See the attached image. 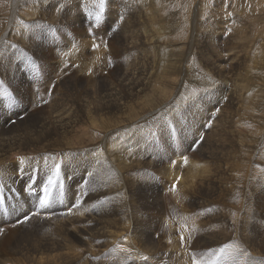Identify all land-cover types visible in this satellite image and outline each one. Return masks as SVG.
I'll use <instances>...</instances> for the list:
<instances>
[{
    "label": "rangeland",
    "instance_id": "374dc122",
    "mask_svg": "<svg viewBox=\"0 0 264 264\" xmlns=\"http://www.w3.org/2000/svg\"><path fill=\"white\" fill-rule=\"evenodd\" d=\"M21 1L25 7H27V5L29 7L27 9H20L18 15L21 16L16 17L13 20V22L10 24V28L8 31L9 33L6 34L9 36H7V38L4 39L5 41L3 40V42L0 43V48H2L0 50L4 52L6 55L10 56L11 57L10 60L12 62L11 65L12 75L6 77L3 75L2 72L0 73V90L4 91L3 95L0 96V100L2 101L4 106L0 107V110L8 109V108H12V109L17 108L20 110L23 109L24 111L22 116L16 113L11 114L10 113L11 111L8 110L7 111L4 110L6 111V113L0 114V126L2 125L0 127V131H1L0 136L1 139L5 137V140L6 141L8 140L7 142H5V144L6 143L9 144L13 140L11 138L13 130H15L20 126L28 125V123L26 124L24 123L25 118L34 117L35 113H37L38 111L46 110V108H48L50 105L56 102V101L54 102L53 100V96L55 92L58 93V97H59L60 95L63 96V94H66L69 91L70 93L64 97L66 99L65 101H68L70 94L76 96L75 94L76 92H78L81 89L84 90L89 85L95 83V81H92L91 77L99 76L98 80L101 81V84H106L107 83L106 79L100 76L103 75L107 79H109L110 84H113V82L118 83V88L120 87L121 84H125L126 86L128 85L129 81H133V82L136 80L141 81L142 78L146 77L145 74L146 72L144 70L143 62H140L141 60L140 58H138L141 52L140 53L137 52L139 47L142 46V42L140 41V44L138 45L137 48L132 49L133 52L129 56L130 58L128 57L126 60H125L126 53L130 49V46H126V47L123 46L124 48L123 47L118 48L120 46V44H118L120 29L122 27L129 28L131 21V17L129 16L126 2L124 3L120 0V2L117 3L116 2L117 0H104L102 6L101 0H77L76 4H73V0H46L47 2L45 0L43 1L40 0L39 2L38 0L35 1L21 0ZM33 1L36 3H34ZM200 1L202 4L200 8L201 11L200 9H197ZM8 2L9 0H0V6L1 5L4 6V7L3 6L0 7V11L3 10L1 11L2 14L6 13ZM28 2L29 4H27ZM30 2L33 4H31ZM34 5H38L39 7H41L42 5L49 6V10H51L53 7L52 10H54L56 14L60 13L70 18L72 17L71 19L73 20V23H67L66 26V23L52 20L51 17L49 18L50 20L47 19L46 16L44 19L42 16L40 17L37 14V12H39L38 11L39 7L33 8ZM56 7L57 8L62 7L63 11L57 13V10H55ZM207 7L209 8V10ZM195 10H199L197 12L198 18L194 17ZM169 13L172 14L174 13L177 14V16L178 15L179 16L177 17L175 33L173 35H168V33H166L161 36V40L165 44V46L168 47L169 44H171L173 49V55L172 56L168 55L166 57L167 62L175 63L177 66V71H179L182 67V64L177 63V61L183 63L185 62L184 61L185 59H188L192 64V67L194 68V72L197 73V75L200 77L203 74V81L205 80L207 82L213 81L214 84L211 83L209 85H204V86L196 85V86H190L188 89L187 88L183 89L180 87L181 76L179 74H163V73L158 74L159 75L158 77H154L152 79V83L154 86H164L168 89L167 94L169 96V99L166 102L169 103L170 101V104L176 102L181 105L183 102H185L184 100L188 101V99H185L186 97H181V94L175 97L174 88H179L184 91H187L188 95L190 96L196 94L195 96L196 98L194 99V105L190 108L192 112L188 114L186 113L185 118L182 119V122L189 124V122L186 121L188 118L200 119L202 120V122H205L206 121L205 117H207L213 123L212 125L213 132L211 133L214 134L216 128L219 127L218 125H216L215 120L221 119V117L216 119V116L218 115L217 113H220L222 115V112L224 110L226 111L224 112V114L225 113L228 114V110H229V114H230L229 119H230L232 115V111L233 110H235L234 112L237 111L238 104L233 105L236 108L233 106L229 107V105H231V101L233 100L232 99L233 94L234 96L236 95L235 91L237 89L231 88L232 92L230 95H229L230 91L226 92L223 95L220 92H218V86L224 85V82L220 81V79L222 78H220L217 73L208 71L207 67L200 62L199 55L197 53L194 54V52L196 51V49H198V47L195 41L193 40L196 38L199 39L201 36H203L206 33L205 31H201L199 33L197 28L198 29H202L205 27L210 28L209 32H207L208 33L207 36L209 41L212 43L215 51L214 49L208 47L205 42L201 46V49L206 57H208L207 53L209 54V56L213 54V56L211 57L212 62L220 64V66L224 69L225 73L228 74L229 77H230V73L231 75H233L237 72L236 66H238L239 64L235 60L236 58H235L234 50L237 49V46L239 45L240 47L238 46V49L240 48V50H243L242 56L245 57L243 58V61L240 63V65H242L240 69L241 71L240 76L243 77L242 79H245L246 82H251L254 79L253 83L254 85H256L258 82H256L255 75L261 73L260 72L261 70H264V0H166V7L165 10L163 11V14H166L167 16L169 15ZM198 14L201 15V18L200 15ZM97 16H99V19L96 18ZM1 18L2 17L0 15V20ZM198 19L200 22L196 28ZM3 21L5 20L3 19ZM214 21H216L217 23ZM220 23L222 26L220 25ZM19 27L21 28V30ZM71 43L73 45H70ZM94 45L96 46L94 47ZM75 46L76 47L78 46V48H76ZM82 54L83 57H81ZM262 56H263V60L261 62L262 66L254 65L255 62L257 63L262 59ZM96 57L99 59H97ZM104 59H105V66L104 68H102ZM93 62H96L97 65L93 66ZM125 62L128 63L130 62L132 64L131 65L132 67L134 65L133 69L130 72H127V74L119 71V69L123 66ZM190 63L186 61L185 67L186 64L190 65ZM233 65L235 67H233ZM16 81H19L20 84H22V86L25 88L27 92L26 96L19 93L20 84H17ZM253 87L254 86H252V88ZM252 88L251 86L249 87L247 86V94L251 92L250 94H248L250 96H253L254 93L255 94L257 93L255 87L253 88V90ZM208 90L211 92L210 95H206L207 94L206 91ZM248 95H246V97ZM173 97H175L178 100L175 101ZM228 101L229 104L227 107ZM245 101L246 100L244 99V102ZM170 104L165 105V106L168 105L167 106L168 110L166 114H169ZM74 106H78V103L76 102ZM65 108L68 109L67 107ZM240 110H242V108ZM243 110H242L243 117H247L248 114L252 113L250 108L248 109L243 108ZM6 114L12 115V118L9 121L8 119L4 118ZM17 121L18 124L16 126H12L16 124ZM233 121L234 119L231 118V120L228 123L224 122V124H231L233 123ZM50 122L51 123L47 124V129H51L52 127L55 126L53 125L52 121ZM205 123H204L205 126H203V128L201 129V131L203 130L202 132L203 134H201L200 137L197 140H195V142H193L194 141L193 138L189 139L190 137L187 139L188 141L187 140L183 141L181 138V131L177 126V124L173 122V120L169 122V127L167 126L168 128L167 136L163 133L158 132L160 129L157 131V133H155L153 130L154 125H147L148 129L153 131L151 132L152 135L154 136L157 135V136H156V140L153 142L151 140H149V143L148 141H144V147L148 150L151 145L156 144L158 149L155 150L154 152H150L147 159H145L143 156H140L138 154L133 155V157L131 158L138 159L142 163H145L146 162L145 160L148 159H149L148 161L154 160L153 162H155L156 166L137 169L134 172V174L137 175V171L140 170L139 171L140 177H147V176L151 177L150 179L151 181L150 180L147 181V183L151 186L152 193L155 194L154 196L151 197V199L153 200L155 196L160 195V198L161 200H164V203H161L156 199L154 200V202L156 205L162 204L163 207H165V209L163 213L159 216V221H158V217H154V219H152L153 216L150 214L151 211L147 208L146 204L142 205L138 202L139 200L142 201L143 199L142 196L137 195V197L133 198V200H135L134 202L137 205L136 209L139 210L141 209L139 211L140 219L145 218V220H138V221L141 223L143 222L142 225L144 227L149 228L150 231L145 232L141 230V232H138L139 234H136V236L135 235L132 236L133 237L132 246L135 247L136 249L137 248L139 249V250L137 249L138 250L137 257L139 254L141 255L139 256L140 258L138 259L139 263H136V260L130 259L129 264L132 263L133 264L135 263L136 264H149V263L170 264L172 261L168 259L164 260V256L169 254L171 255L173 254L172 256H177L178 253L180 254L179 257L181 259L179 258L180 259L179 261L172 262L171 264L173 263L174 264H180V263L181 264H185V263L186 264H229V263L230 264H264L263 245H258L256 247L257 251H259L261 254L256 255L254 254L255 252L252 250L250 251V253L248 252L249 255L248 254L242 255L243 245L245 243V240L241 236H238L244 230L250 231L258 228L264 230V219H263L264 216L261 214H259L261 217L257 216L258 218L255 217L252 219L257 224H254L252 221H248V222L245 221L244 223L248 224L245 226V224H243V221H241L238 225H236L237 230L235 231L234 234L235 236L227 235L226 238L221 239L223 240L224 243L222 241L210 242L207 247L203 245V248L206 249L205 251H201V249L198 248L199 247L198 242L200 241L199 234L204 235L205 233L206 235V237H204L205 241L211 238L212 236L213 228L211 227V224L213 223V218H212L214 214L213 206H216L218 209L227 208L230 204V200H225V199H228L230 195L226 193L225 189L231 184L233 185L236 184V183H231L229 181H225V183H222L224 184L222 187V196L219 197L220 200H214L215 198L214 196H216L214 195V189L215 186L218 184V182L221 180V176L219 174L218 175L215 174L214 170H212L217 165L216 163H214L213 161L214 157L212 156L211 157L208 156L207 158H205V162H210L209 165L211 170L210 171L211 175L209 172L207 175L204 176L207 180L202 181L200 180L199 177H193L195 181L191 182L189 181L190 177L187 178L185 176L186 173H188L187 170L185 171L186 173L184 172L183 175L179 174V178H178L177 175L178 163L182 165H187L189 164L188 162L190 161L189 157L194 158V155H199L201 152L199 151V149L205 139L203 136H205V134H208L207 128L209 127L207 125L208 124L207 121ZM137 124L142 126V124L139 123ZM130 126H126V128H129ZM216 131L218 132V130ZM95 133L98 137L102 136V132L100 131H96ZM40 138L41 136L39 138L31 137L29 141L25 144L24 147L25 152L20 153L22 156V160H20L21 163L19 161L18 162L11 161V165L8 168L9 174H7L10 179L5 177L2 173H0V188H3L5 191L4 197L7 203L6 206L7 209L2 208L0 205V238L2 239V240L0 239V246H1L0 259L8 258V260L10 261L12 258H13L12 260H15V258H17L16 260H19L18 258L22 256L21 252H23L24 249H26V247H24L23 249L21 248L20 251L16 250V248L14 249L11 248L14 246L15 242L17 241L18 239L17 236L18 237L21 236L20 233L21 231H26L29 230L30 228H34L35 230H37L44 223L45 225L48 226V230H47L48 232L50 228L49 223L52 221L58 222L62 219H69L68 224L70 221H71L70 223L78 220L82 221V219H84L83 218L84 216L80 217V219L72 218V217L75 215V213L76 214L78 213L77 215H79L80 212L81 215L84 214V211L89 208L88 200L90 197V192L86 191V187H88L89 185L88 183L90 182V173H86V175H83L79 172H76L74 174L67 173L66 166L68 165V167H70L71 161H68L67 160L68 157L66 158L64 156L65 155L69 156L71 152H68V150L63 152V150H59L53 147H46V142L42 138L41 139ZM263 139L264 136L262 138L260 137V135H258L255 139L256 145L253 147L256 148L258 146L259 148H264ZM40 140L42 142L40 145L36 146L33 144L34 141H36L37 143V141L40 142ZM245 142H247V140H245ZM77 144L82 146V145H86L87 143L83 141ZM223 157L224 155H222V158ZM234 160L248 162L249 158L248 156H245V154L242 155L241 153L237 152ZM81 161L83 162L84 160ZM257 165L260 166L264 171V167H262L264 166V163L260 162ZM84 170H85V164H82V173ZM69 174H70V178H69ZM141 174L144 176H142ZM183 176H185V178ZM175 177L178 178L179 180L176 179ZM12 178H15L17 180L15 181ZM49 178H51L53 181L51 185L48 184ZM262 178H263L262 182L264 183V177L262 176ZM137 180L134 179L135 184ZM192 185H194V187ZM45 186H47V197L49 198V200H41V194L43 193ZM204 188L205 190H202ZM238 190L239 189L237 188V191L234 192L233 194L236 197L238 195ZM108 193L113 194V192H107L106 196L108 195ZM18 194L20 195L18 196ZM26 195L31 196V200H27L28 201L27 210L30 209L29 211H34L35 213H37V215H44L46 216V218L32 220L30 215H26L27 217L24 216L23 218H21V214L18 212L15 213V211L10 216H5V213L9 214L11 210L14 208L16 201L22 200L21 198ZM261 196L258 193H256L255 186L253 185V183L251 182L244 183L242 187V194L240 197L242 200L245 199V201H247V204H249L248 209H252L253 211L258 210L260 207L261 200H262V205H264V194H261ZM257 198L259 200H257ZM63 200H67L69 202L67 210L62 205ZM41 201H46V203H41ZM77 208L78 209L80 208L79 209L80 212L79 210H75ZM111 208H112V204L110 203V200H103L101 215H96L94 222H92L93 220L89 221L85 225L78 227L75 230H70L67 226L63 224H57L56 226L53 227V231L50 235V237L54 242L53 253L67 251L68 255L71 256V257L68 256V258H66L62 263L59 264H114L115 255L112 256L113 258L112 260L107 261L105 263L101 261L103 256H99L98 253V250H100L99 246L107 241V238H105L103 235L100 234V230H99L100 224H102L104 227L107 226L115 227L116 223L114 219H116L119 225L126 226L125 222L128 219H131L132 220L131 222H133L134 224V217H133L132 201L128 205H125L121 200L120 203L116 205V209L113 212H110L109 209ZM166 209L169 211H167ZM27 210L23 213H26ZM114 213H118V216H115ZM85 214L92 215L93 213L85 212ZM92 216H94V214ZM159 223L160 224L162 223L161 230H159L160 229ZM240 224L242 225V228ZM132 226L127 228L131 229ZM200 227H202V230H199ZM247 227H249L250 230ZM16 228H18L17 229L18 232L16 231ZM13 230H15V232L18 234H16ZM151 230H153L154 232ZM163 230H165L164 235L170 234V237H172L175 240V243L177 245L175 243L172 244L173 241L171 239L165 242V238H162L160 234V232ZM173 230H175L176 233ZM134 231H138V230H134ZM201 231L203 233H201ZM47 232L46 230H37L35 232L36 235L35 237L43 236ZM149 232L157 233L154 236L153 239L154 241L149 236ZM226 232L227 230L225 229V233ZM74 234L78 235V239L74 236ZM5 235L7 238L5 237ZM33 236L34 235H31L30 238H35ZM141 237L143 238V240L141 239ZM182 237L184 239H182ZM240 238L243 240L242 241L243 244L241 243V240H238ZM147 240L149 242H147ZM150 240H152L153 242L151 243ZM181 240L183 241L181 242ZM215 240H220V239H215ZM33 241H38V240H33ZM11 242L13 244H11ZM136 242L137 244L139 243V245H137ZM160 243L163 244V246H161ZM72 244H77L78 248H75L74 246H72ZM181 244H183L184 246ZM167 248L168 249L171 248L170 251ZM110 252L113 253L112 248L110 249ZM44 253L48 254L49 252L44 251ZM145 254L146 256H144ZM108 257L109 256H106L105 258ZM155 257L156 258L158 257L157 258L158 260ZM160 257H162L163 260H161ZM121 260L122 258L115 260V262L117 261L116 263L118 264L119 261ZM9 261L0 262V264L1 263L24 264L23 262L10 263Z\"/></svg>",
    "mask_w": 264,
    "mask_h": 264
},
{
    "label": "bare ground",
    "instance_id": "6f19581e",
    "mask_svg": "<svg viewBox=\"0 0 264 264\" xmlns=\"http://www.w3.org/2000/svg\"><path fill=\"white\" fill-rule=\"evenodd\" d=\"M39 1L40 0H38V2ZM76 1L77 0H73V4H76ZM121 1L124 3L125 2L127 3L126 6L128 8V13H129V16L131 17V21H130L129 28L122 27L120 29L119 42H118V44H120V46L118 48H121L123 46H125V47L130 46V49L126 53V57H125V60H126L131 55V53L133 52L132 49L137 48L138 45L140 44V41L142 42V46L139 47L137 52L138 53L141 52L140 56L138 55L139 56L138 58H140V60H141L140 62H143L144 70L146 72L145 73L146 77L142 78L141 81H139V80H136L134 82L129 81L128 85H126V86H125V84H121L119 88H118V83L113 82V84H110L109 79H107L103 75H100V76L104 77L106 79V82H107L106 84H101V81L98 80L99 76L91 77L92 81H95V83L89 85L84 90L81 89L78 92H76L75 93L76 96H74L73 94H70L68 101H65L66 99L64 97L70 93L69 91L66 94H63V96L60 95L59 97H58V93L55 92L54 96H53V100H54V102L55 101L56 102L54 104L50 105L48 108H46V110L38 111L37 113H35L34 117L25 118L24 123L25 124L28 123V125L22 124L23 126H20V127L16 128L15 130H13L12 135H11V138L13 140L9 144H7V143L5 144V142H7L8 140L6 141L5 137H3V139H1V136H0V173H2L7 178H9L7 174H9L8 168L11 165V161H17V162L19 161L20 162V160H22V156L20 153L25 152L24 151L25 144L29 141V139L31 137H38L39 138L41 136V138L46 142V147H53V148H56L59 150H63V152L66 150H68V152H71L69 156H66L65 154H64L65 156L63 155L66 158L68 157L67 158L68 161H71L70 167H68V165L66 166L67 173L74 174L76 172H79L83 175H86V173H90V182L88 183L89 184L88 187H86V191L90 192V197L88 200L89 201V203H88L89 208L86 209L84 211V214H82V215L80 214L81 213L79 210L80 208L75 209V210H79L80 213H79V215H77L78 213L77 214L75 213V215L72 217V218H79L80 219V217L84 216L83 217L84 219H82V221L78 220V221H75L72 223H70L71 222L70 221L69 224H68L69 219H62L58 222L52 221L49 223L50 228H49L48 232H47L48 226L43 223L37 230H46L47 233L45 235L39 236V237H35L36 236L35 232L37 230H35L34 228H30L29 230H26V231H21L20 232L21 236H20V234H19L20 237L17 236L18 239L15 242L14 246L13 247L11 246L12 247L11 249L16 248V250L20 251L21 248L23 249L24 247H26V249H24V251L21 252L22 256H20L18 258L19 260H16L17 258H15V260H12L13 259L12 258L10 261L8 260V258H2V259H0V262H5V261H9L10 263H12V262H23L24 264H59V263H62L66 258H68L69 255H68L67 251H62L59 253H53L54 252V248H53L54 242H53L52 238L50 237V235L53 231V227L56 226L57 224H63L65 226H67L70 230H75L76 228L85 225L89 221L93 220L92 222H94L96 215H101L102 201L103 200H110V203L112 204V208L109 209L110 212H113L116 209V205L119 204L120 201L122 200V202L125 205H128L132 201L134 224H133V222H131L132 221L131 219L126 220V222H125L126 226L119 225L116 219H114L115 223H116L115 227H112V226L104 227L102 224H100V227H99L100 234L103 235L105 238H107V241L104 244L99 246L100 250H98V253H99V256H103V258L101 260L103 263L112 260L113 255H115L114 264H117L116 263L117 261L115 262V260H118L120 258H122V260L119 261L118 264H129L130 259L136 260V263H139L138 259L140 258L139 256L141 254H139L137 257V252L139 249L137 248L138 249L137 250L135 247L132 246L133 245L132 244V238H133L132 236L133 235L136 236V234H139L138 232H141V230L148 232V231H150V229L147 227H144L142 225L143 222L141 223L138 221V220H145V218L140 219L139 211L141 209L140 210L136 209L137 205L134 202L135 200H133V198L137 197V195L142 196V198H143L142 201L139 200L138 202L142 205L146 204L147 208L151 211L150 214L153 216L152 219H154V217H158V221H159V216L163 213L165 207H163L162 204L156 205L154 202V200L156 199L157 201L164 203V200H161L160 195L155 196L153 200L151 199V197L155 195L151 191V186L147 183V181H149L151 179V177L150 176L140 177V172H139L140 170L137 171V175L134 174V172L137 169L156 166L155 162H153L154 160L148 161L149 160L148 159V160H145L146 161L145 163H142L138 159H134L131 157H133V155H135V154H138L140 156H143L145 159H147L150 152H154L155 150L158 149L156 144L151 145L148 150L144 147V141H148V143H149V140H151L153 142L156 140V136H157L156 134H155L156 136L152 135L151 132H153V131L149 130L147 125H154L153 130L155 133H157V131L160 129L158 132L163 133L167 136L168 135L167 134V132H168L167 126L169 127V122L172 120L179 127V129L181 131V138L183 141L187 140L190 137L189 139L193 138L194 139L193 142H195V140H197L200 137V135L203 134L202 133L203 130L201 131V129L203 128V126H205L206 121L208 123L207 125L209 126L207 128L208 134H205V136H203L205 139H204V141H203V143L199 149V151H201L200 154L194 155V158L189 157L190 161L188 162L189 164H187V165H182V164L178 163V167H177L178 178H179V174L183 175L184 172L187 170L188 173L185 172L186 173L185 176L187 178L190 177L189 181L194 182L195 180L193 179V177H199L200 180H202V181L207 180L204 176L207 175L211 170H210V165H209L210 162H205V158H207L208 156H210V157L212 156V157H214L213 158L214 163L217 164L214 167V169H212V170H214L215 174H217V175L219 174L221 176V180L218 182V184L215 186V189H214V195H216V196H214L215 197L214 200H220L219 197L222 196V187L224 185L222 183H225V181H229L231 183H236L234 185L233 184L229 185L225 189L226 193L228 195H230V197L228 199H225V200H230L229 206L225 209H218L216 206H213L214 214L212 217L213 223L211 224V227L213 228L212 236H211V238H209L205 241V239H204V237H206L205 233H204L205 236L203 234H199L200 241L198 242V246H199L198 248L201 249V251H205L206 249L203 248V245H205V247H207L210 242H214V241H216V242L222 241L223 242V240H221V239L226 238L227 235L228 236L234 235L235 231L237 230L236 225H238L241 221H243V224H245L244 223L245 221H247V222L252 221L254 224H257L252 219L257 217V216L261 217L259 214L264 216V205H262V200H261L259 209L256 211H253L252 209H248L249 204H247V201H245V199L242 200L240 197L242 194V187H243L245 182L246 183L247 182L253 183V185L255 186L256 193H258L260 196H261V194H264V185H263L264 183L262 182V180H263L262 176L264 177V171L262 170V168L260 166L257 165L260 162L264 163V148H259L258 146L256 148L253 147L256 145V140H255L256 137L258 135H260V137L263 138V136H264V70H261L260 71L261 73L255 75L256 82H258L256 85H254V83H253L254 79L251 82H246L245 79H242L243 77L240 76L241 75L240 69H241L242 65H240V63L243 61V58H245V57L242 56L243 50H240V48L238 49V46H239L238 45L237 49L234 50V48H233V50L235 51V58H236L235 60L239 65L236 66L237 72L233 75H231V73H230V77H229L228 74L225 73L224 69L220 66V64L212 62L211 57L213 56V54L209 56V54L207 53L208 57H206L204 52L202 51L201 46L203 45L204 42L211 49H214V47H213L212 43L209 41L208 36H207V34H208L207 32H209L210 28L205 27L202 29H198L197 26L199 25V22H200L198 19V22L196 25L197 30L199 31V33L201 31H205L206 33L203 36H201L199 39H197L196 37H198V36H196L195 37L196 39L193 40V41H195V43L198 47V49H196L194 54L197 53L199 55L200 62L204 66L207 67L208 71L215 72L218 74V76L220 78H222V79H220V81L224 82V85L218 86V92H220L223 95L226 92L230 91V93H229V95H230L232 92L231 88L237 89L235 91L236 95L234 96V94H233V98H232L233 100L231 101V105H229V107H232L234 104H238V108H237L236 112H234L235 110L231 109V110H233L231 118L234 119L233 123H231V124H224V122L228 123L231 120V118L229 119V117H230L229 110H228V114L227 113L224 114V112H226V111L223 110L222 115L220 113H217L218 114L217 116L215 115L216 119L219 117H221V119L215 120L216 125H218L219 127L217 126L218 128H216V130H218V132L215 130L214 134L211 133V132H213V129H212L213 123L211 122V120L209 118H207L205 116H203L206 119L205 122H202V120H200V119L188 118L187 120L186 119L185 120L188 121L189 124L184 123V122H182V119L185 118L186 113L188 114V113L192 112L190 108L194 105V99L196 98L195 97L196 94H193L192 96H190V95H188L187 91H184V90L179 89V88H174L175 97H177L181 94V97H186L185 99H188V101L184 100L185 102H183L181 105L176 103V102L170 104V101H169V103H167L166 101L169 99V96L167 94L168 89L164 86H154L152 83V79L154 77H158L159 76L158 74H160V73H163V74H179L181 76L180 87L183 89L184 88L188 89L190 86H196V85L197 86H200V85L204 86V85H209L211 83L214 84V82L213 81L207 82L206 80L203 81V74L201 77L198 76L197 73L194 72V68L192 67V64L190 63V61L188 59H185L184 60L185 62H183V63L177 61V63L182 64V67L179 71H177V66L175 63L167 62L166 57L168 55L169 56L173 55V49H172L171 44H169L168 47L165 46V44L161 40V36L166 34V33H168V35H173L175 33V26H176V22H177V17L179 15L177 16V14L169 13V15L166 16V14H163V11L165 10V7H166V0H121ZM9 2L7 3L6 13L2 14L1 11H3V10L0 11V15L2 17L0 20V24H1V26H0V43H2L3 40L5 38H7V36H9L6 34L9 33L8 31L10 28V24L13 22V20L16 17L21 16V15H18L20 9H27L29 7L28 5H27V7H25L21 0H9ZM116 2L119 3L120 0H117ZM34 3H36V2H34ZM27 4H29V2ZM31 4H33V3H31ZM201 5L202 4L200 1L197 9H200ZM2 6L3 5H1L0 7H2ZM59 6H61V5H59ZM38 7H39L38 5L33 6V8H38ZM52 9H53V7H52ZM52 9L49 10V6L42 5L41 7L38 8L39 12H37V14L40 17L42 16L44 19L46 16L47 19H49L51 17L52 20L59 21L62 23H66V26H67V23H73V20L71 19L72 17L70 18V17H68L64 14H60V13L56 14L54 12V10H52ZM55 10H57V13H58V12H62L63 8L62 7H58V8L56 7ZM208 10H209V8H208ZM198 11L199 10H195V12H194L195 18H198L197 17ZM200 11H201V9H200ZM198 15H200V14H198ZM206 15H207V13H206ZM200 18H201V15H200ZM3 19L5 21H3ZM24 20H26V19H24ZM214 22H216V21H214ZM220 25H221V23H220ZM21 27H22V25H21ZM20 30H21V28H20ZM224 30H225V28H224ZM220 38H222V37H220ZM212 39H213V37H212ZM78 42H80V41H78ZM75 43H76V41H75ZM92 44H94V43H92ZM70 45H73V44L71 43ZM75 47H74V49H75ZM69 48H71V47H69ZM76 48H78V46ZM0 49H2V48H0ZM214 51H215V49H214ZM226 55H228V54H226ZM81 57H83V54L81 55ZM10 58H11L10 56L6 55L4 52H2L0 50V73L2 72L3 75L6 77H9L10 75H12V73H11L12 62H11ZM72 59H73V57H72ZM97 59H99V58H97ZM132 59H134V58H132ZM215 60H216V58H215ZM262 60H263V56H262V59L257 63L255 62L254 65L262 66V64H261ZM73 61H74V59H73ZM186 61L188 63H190V65L186 64V67H185ZM96 65H97L96 62H93V66H96ZM131 65L132 64L130 62L129 63L125 62L123 64V66L119 69V71L127 74V72H130L134 67V65H133V67ZM104 66H105V59H104L103 64H102V68H104ZM130 67H132V68H130ZM190 67H192V68H190ZM233 67H235V66L233 65ZM214 68L217 70H215ZM253 68H255V67H253ZM247 72H248V70H247ZM4 76H3V78H4ZM3 78H2V80H3ZM16 83L20 84L19 81H16ZM247 86L248 87L251 86V88H252V86H254L257 93L256 94L254 93L253 96L248 95L251 92L247 94ZM253 88H252V90H253ZM3 92L4 91L0 90V96L3 95ZM19 93L24 95V96L27 95V92H26L25 88L22 86V84H20V92ZM206 93H207L206 95L211 94V92L209 90L206 91ZM252 93H253V91H252ZM246 95H248V96L246 97ZM175 97H173L175 99V101L178 100ZM244 99L246 100L245 102H244ZM24 101H25V99H24ZM76 102L78 103V106H74L76 104ZM166 104H170L169 114H166V112L168 110V107H167L168 105L165 106ZM228 104H229V101L227 103V107H228ZM2 106H4V105H3L2 101L0 100V107H2ZM211 106H212V104H211ZM65 107H67L68 109H66ZM233 107H235V106H233ZM241 108H242V110H243V108H246V109L250 108L252 113L248 114L247 117H243L242 116L243 115L242 110H240ZM4 110L11 111L10 112L11 114L16 113V114L21 115V116L23 115V112H24L23 109L20 110L17 108H13V109L8 108V109H1L0 114L6 113V111H4ZM214 111H216V110H214ZM243 111H245V110H243ZM19 112H22V113H19ZM194 113H196V112H194ZM25 114H27V113H25ZM226 114H227V116H226ZM198 116H200V115H198ZM225 116H226V118H225ZM4 118L8 119V121H9L12 118V115L6 114L4 116ZM50 121H52L53 125H55V126L52 127L51 129H47V124L51 123ZM137 123L142 124V126L138 125ZM17 124H18V121L16 124H14L12 126H16ZM126 126H130V127L126 128ZM219 130H220V132H219ZM96 131L102 132V136L98 137L95 133ZM245 140H247V142L251 146L247 142H245ZM83 141L87 144L82 145V146L77 144V143H81ZM263 141H264V139H263ZM162 142H164V141H162ZM41 143H42L41 140H40V142L37 141V143H36V141L33 142V144L36 146L40 145ZM188 143H191V142H188ZM161 144H160V147H161ZM189 145H192V144H189ZM46 152H47V150H46ZM237 152L241 153L242 155L245 154V156H248V158H249L248 162L235 161L234 159L236 157ZM55 153H56V151H55ZM222 155H224L223 158H222ZM48 158H49V156H48ZM81 160H84V161L82 162ZM203 160H204V162H203ZM50 162H51V160H50ZM82 164H85V170L83 171V173H82ZM262 167H264V166H262ZM161 169H163V168H161ZM24 170H25V168H24ZM171 171H173V170H171ZM15 174H17V173H15ZM27 174H29V173H27ZM177 175H175V176H177ZM187 175H189V176H187ZM210 175H211V172H210ZM142 176H144V175H142ZM185 176H183V177L185 178ZM69 178H70V174H69ZM137 178H138V180H137ZM178 178H176V179H178ZM12 179L15 181L17 180L15 178H12ZM134 179L137 180L136 184L134 182ZM168 179H169V177H168ZM91 181H92V183H91ZM192 186L194 187V185H192ZM259 186H261V187H259ZM237 188L239 190H238V195L236 197L233 194H234V192L237 191ZM77 189H79V188H77ZM202 190H205V188ZM107 192H113V194L108 193V195L106 196ZM154 192H156V191H154ZM21 199L22 200L16 201L15 206H14L15 209L12 207L13 209L11 210V212L9 214H6L4 212L5 216H10L15 211V213L18 212L21 214V218H23L26 215H30L32 220L46 218V216H44V215H37V213H35L34 211H29L30 209L27 210V208H28V201L27 200H31V196L26 195V196L22 197ZM250 199H252V198H250ZM257 200H259V199L257 198ZM68 204H69V202L67 200L62 201V205L66 210L68 209L67 208ZM138 206H140V205H138ZM253 209H254V206H253ZM26 210H27V212L23 213ZM167 211H169V210H167ZM47 212H49V211H47ZM85 212L93 213L94 216H92L93 214L92 215L85 214ZM114 214H115V216H118V213H114ZM85 215H86V217H85ZM175 219H177V218H175ZM73 220H75V219H73ZM46 221H49V220H46ZM110 222H111V220H110ZM145 223H146V221H145ZM161 224H160L159 230H161ZM246 225H248V224H245V226ZM131 226H132L131 229L127 228V227H131ZM259 226H260V223H259ZM23 228H25V227H23ZM238 228H240V227H238ZM241 228H242V225H241ZM247 228H249V227H247ZM17 229L18 228H16V231H17ZM209 229H210V227H209ZM225 229L227 230L226 233H225ZM134 230H138V231H134ZM199 230H202V227H200ZM241 230H243V229H241ZM249 230H250V228H249ZM10 231H12V230H10ZM13 231L15 232V230H13ZM151 231H153V230H151ZM173 231L175 232V230H173ZM203 231H205V230H203ZM153 232H149V236L152 238V240L154 239V236L157 234V233H153ZM164 233H165V230L160 232L162 238H165V242H167L171 239L173 241L172 244H174L175 240L172 237H170V234L164 235ZM201 233H203V232L201 231ZM16 234H18V233H16ZM6 235H5V237H6ZM31 235H34L33 237H35V238H30ZM26 236H29V237H26ZM74 236L78 239L77 234H74ZM238 236H241L245 240V243L243 245V251L244 252L242 251V255H245V254L249 255L250 251H252V250L255 252L254 254H256V255L261 254L259 251H257L256 247L258 245H263V247H264V230L259 229V228L255 229V230H250V231L244 230ZM183 237H182V239H184ZM141 239L143 240L142 237H141ZM188 239H190V238H188ZM215 239H220V240H215ZM232 239H231V241H232ZM33 240H38V241H33ZM152 240H150L151 243L154 241V240L153 241ZM238 240H241V243L243 241L241 238ZM182 241L183 240H181V242ZM133 242H134V240H133ZM147 242H149V241L147 240ZM5 243H7V242H5ZM11 244H13V243L11 242ZM136 244H137V242H136ZM137 245H139V243ZM181 245H183V244H181ZM219 245H216V246H219ZM5 246H8V245H5ZM72 246H74L75 248H78L77 244H72ZM161 246H163V244H161ZM178 246H180V245H178ZM214 246H215V243H214ZM235 246H236V244H235ZM0 248H1V246H0ZM111 248H112L113 253L110 252ZM170 249L171 248H169L168 250L170 251ZM16 250H14V251H16ZM44 251H48L49 253L45 254ZM16 252H18V251H16ZM172 255L171 254L165 255L164 260L168 259V260H171L172 262H176V261H179L181 259L179 257V255H180L179 253H178V255L176 254L177 256H172ZM106 256H109V257L105 258ZM144 256H146V254ZM69 257H71V256H69ZM182 258H183V256H182ZM150 259H153V258H150ZM160 259L163 260L162 257H160ZM140 261H142V260H140ZM154 261H156V260H154ZM152 262H153V260H152ZM1 264H3V263H1Z\"/></svg>",
    "mask_w": 264,
    "mask_h": 264
},
{
    "label": "snow or ice",
    "instance_id": "6c2138e0",
    "mask_svg": "<svg viewBox=\"0 0 264 264\" xmlns=\"http://www.w3.org/2000/svg\"><path fill=\"white\" fill-rule=\"evenodd\" d=\"M103 2H104V0H101V5H102V6H103ZM96 18L99 19V16H97ZM95 46H96V45H94V47H95ZM52 183H53L52 179L49 178V180H48V184L51 185ZM44 191L47 192V186H45ZM41 203H46V201H41ZM26 219H27V218H26Z\"/></svg>",
    "mask_w": 264,
    "mask_h": 264
}]
</instances>
